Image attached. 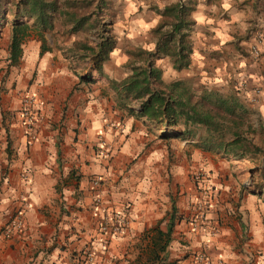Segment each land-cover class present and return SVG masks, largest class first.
<instances>
[{"label":"crops","instance_id":"1","mask_svg":"<svg viewBox=\"0 0 264 264\" xmlns=\"http://www.w3.org/2000/svg\"><path fill=\"white\" fill-rule=\"evenodd\" d=\"M171 5L191 8V53L179 71L167 57L154 59L161 82L234 96L252 112L251 127H260L253 143L264 140V0H106L115 45L102 77L88 84L78 83L74 74H82L85 64L69 52L85 40L92 44L93 35H45L48 51L39 57L40 42L31 34L19 65L7 67L6 26L0 51V264H146L153 234L145 231L159 222L165 229L171 204L167 264H194L199 252L209 264H264V154L256 167L201 152L191 141L163 140L160 128L114 106L109 81L129 75L131 52L153 51L152 30L165 20L159 12ZM25 94L35 97L32 141L18 115ZM194 171L206 173L211 196L198 208L188 179ZM15 212L23 229L6 235ZM113 212L127 218L126 227L101 233V216Z\"/></svg>","mask_w":264,"mask_h":264},{"label":"trees","instance_id":"2","mask_svg":"<svg viewBox=\"0 0 264 264\" xmlns=\"http://www.w3.org/2000/svg\"><path fill=\"white\" fill-rule=\"evenodd\" d=\"M190 11L188 7L171 5L159 12L165 20L152 30L156 39L153 51L131 52L127 63L129 75L108 83L114 94V106L126 116L145 118L160 128L159 137L163 140L191 141L201 152L248 161L257 167L264 153L253 143L252 136L255 133L261 136L262 132L259 125L256 129L251 127L252 112L248 108L232 95L212 90L196 92L182 81L165 85L160 71L153 67L154 59L160 57H167L176 71L188 67ZM56 24L61 34L94 36L96 41L92 44L86 40L77 43L69 57L85 64L82 74H74L79 84L101 78L102 64L115 45L109 35L112 20L106 0H0V36L4 27L9 28L7 67L19 65L21 47L31 34L40 42L38 56L48 51L45 35L52 39L57 34ZM70 69L73 71L72 66ZM260 141L264 146V140ZM260 177L264 183V171ZM174 213L171 204L163 231L159 229L160 222L145 231V235L153 234L144 256L146 264H167L164 251L170 241Z\"/></svg>","mask_w":264,"mask_h":264},{"label":"built area","instance_id":"3","mask_svg":"<svg viewBox=\"0 0 264 264\" xmlns=\"http://www.w3.org/2000/svg\"><path fill=\"white\" fill-rule=\"evenodd\" d=\"M250 56L253 59L258 58L259 52L255 46H251L249 50ZM35 97L30 94H25L21 97L19 115L27 130L30 141L35 139V130L37 125V115L34 110ZM26 178V175H21V178ZM92 185H98V180H93ZM95 204H99V199L94 200ZM127 218L121 216L119 213H112L111 215H102L99 221V231L101 233L117 234L126 227ZM23 229L22 219L18 212H15L4 226V233L10 234L12 231L21 232ZM86 260L91 262L92 258L89 253L86 254ZM194 264H209V260L204 252H199L193 256Z\"/></svg>","mask_w":264,"mask_h":264},{"label":"rangeland","instance_id":"4","mask_svg":"<svg viewBox=\"0 0 264 264\" xmlns=\"http://www.w3.org/2000/svg\"><path fill=\"white\" fill-rule=\"evenodd\" d=\"M57 26H58V24H56V27ZM60 31H61V29L58 27V30L56 31L57 32L56 37L59 36ZM5 34H7V31L4 28V30L1 31V36H0V51H3V49H4L5 41L3 42V37H5ZM87 35H89V34L79 33L76 35V38L81 40V39H84V36H87ZM0 91H1V89H0ZM1 99H3V98H1ZM20 102H21V98L19 100L18 115H19V109H20ZM19 117H20V115H19ZM254 142L258 143L259 145L261 143V141L259 139H254ZM176 161H178V160H176ZM178 163H179V161H178ZM214 163H216V162L214 161ZM188 179L193 186V191L195 192L194 194L196 196L194 203H193V206L198 208L201 206L202 202H204L208 198H209V200L211 199L209 189L207 188V179L208 178H207L205 172L194 171L188 175ZM202 197L206 198V199H202Z\"/></svg>","mask_w":264,"mask_h":264}]
</instances>
